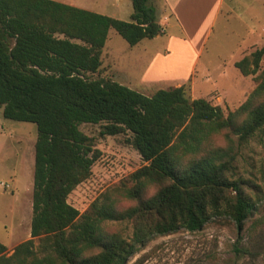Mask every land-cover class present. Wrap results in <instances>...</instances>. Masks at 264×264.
<instances>
[{
	"label": "trees",
	"instance_id": "1",
	"mask_svg": "<svg viewBox=\"0 0 264 264\" xmlns=\"http://www.w3.org/2000/svg\"><path fill=\"white\" fill-rule=\"evenodd\" d=\"M131 1L125 21L55 0H0L3 116L38 130L31 239L11 256L0 242V264H127L157 235L223 221L242 232L255 210L249 182L237 177L232 136L246 144L264 129V47L235 63L243 76H256V87L227 115L205 98L191 99L186 85L147 96L110 78L92 79L111 29L131 47L165 33L150 0ZM83 124L101 125L109 136L130 133L147 165L80 213L69 196L100 157ZM210 126L226 130L227 147L200 143ZM181 150L203 156L182 171L171 160ZM143 176L161 181L152 198L139 183ZM123 192L134 205L114 204ZM124 222L132 226L130 236L111 232L112 224ZM84 246L91 248L88 259L81 256Z\"/></svg>",
	"mask_w": 264,
	"mask_h": 264
},
{
	"label": "rangeland",
	"instance_id": "2",
	"mask_svg": "<svg viewBox=\"0 0 264 264\" xmlns=\"http://www.w3.org/2000/svg\"><path fill=\"white\" fill-rule=\"evenodd\" d=\"M55 1L125 21H130L133 12L131 0ZM172 1L175 7L150 0L159 22L168 23L163 26L166 32L154 39L131 47L111 29L102 67L90 77L110 78L147 96L186 85L191 99L205 98L226 115L235 111L256 87V76H243L235 63L264 47V0ZM172 49L176 62L161 60L164 69H149L155 57L166 58ZM193 56L200 59L188 80L181 81ZM3 110L0 105V242L11 256L19 244L31 239L38 130L33 123L4 118ZM80 129L93 138L100 152L91 177L69 196L68 202L84 213L97 198L118 188L147 163L131 144L130 133L109 136L101 125L91 124ZM232 138L237 177L249 182L251 189L246 191L256 203L244 231L223 221L199 231L157 235L139 246L127 264H264V129L246 144L239 143L237 136ZM218 143L228 145L224 135ZM110 230L128 237L132 226L115 223ZM35 244L39 245V239Z\"/></svg>",
	"mask_w": 264,
	"mask_h": 264
},
{
	"label": "clouds",
	"instance_id": "3",
	"mask_svg": "<svg viewBox=\"0 0 264 264\" xmlns=\"http://www.w3.org/2000/svg\"><path fill=\"white\" fill-rule=\"evenodd\" d=\"M241 123H244V118L241 117ZM226 132L223 128H218L214 126H210L205 130V132L200 137V143L204 145H211L213 149L223 147V145L218 143V139L224 135ZM203 153L191 151V150H181L175 152L171 156V160L176 164V166L180 170H187L189 169L194 162L198 159L202 158ZM139 183L143 185L144 193L146 198H152L153 196L157 195L158 191L161 187V181H158L151 176H143L139 179ZM113 202L115 205H124L127 203L133 202V198L127 193H117L113 198ZM98 230L103 232L105 231L104 225H98ZM92 247H98L93 245ZM91 248L88 246H84L81 249V256L83 259H88L90 256Z\"/></svg>",
	"mask_w": 264,
	"mask_h": 264
},
{
	"label": "crops",
	"instance_id": "4",
	"mask_svg": "<svg viewBox=\"0 0 264 264\" xmlns=\"http://www.w3.org/2000/svg\"><path fill=\"white\" fill-rule=\"evenodd\" d=\"M163 1L165 2V7H171V6L172 7H175V2L174 1H172V0H163ZM220 1H222V0H220ZM165 19H166V21L168 20L167 17H165ZM159 23H160V25L162 27L165 26V25L168 26V23L167 22H162V23L159 22ZM163 28H164V30L166 32L167 28H165V27H163ZM175 55H176V53H174V50L172 49V51L169 52V55L166 58H163V57H160V56L159 57H155L154 60H152L149 69H154L155 66L158 67V69L160 67L164 69L166 67V66L164 67V63H162V64L159 65V63L162 62L161 60H166V61H169L171 63H174V62H176V60H178V59H175ZM199 57L198 56H196V57L193 56L192 59H189L188 66H187V70H186L187 72L185 71L186 75H184L185 77L182 76L183 78L181 79V81L188 80L187 79V77H188L187 75L189 73H192L193 72L194 67L196 66V64L198 63V61L200 59Z\"/></svg>",
	"mask_w": 264,
	"mask_h": 264
}]
</instances>
